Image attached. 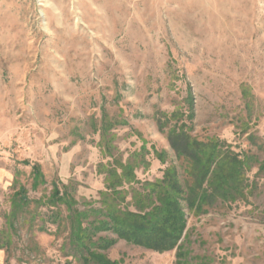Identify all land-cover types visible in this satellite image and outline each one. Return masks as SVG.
<instances>
[{"label":"rangeland","instance_id":"374dc122","mask_svg":"<svg viewBox=\"0 0 264 264\" xmlns=\"http://www.w3.org/2000/svg\"><path fill=\"white\" fill-rule=\"evenodd\" d=\"M180 132L252 157L246 201L183 204L169 252L107 231L105 205L139 212L167 169L183 185ZM90 253L264 264V0H0V264Z\"/></svg>","mask_w":264,"mask_h":264},{"label":"trees","instance_id":"16d2710c","mask_svg":"<svg viewBox=\"0 0 264 264\" xmlns=\"http://www.w3.org/2000/svg\"><path fill=\"white\" fill-rule=\"evenodd\" d=\"M170 140L178 157L187 163L183 185L175 178L174 170H165L161 180L149 184V193L139 195L149 205L138 203L139 212L105 205L106 214L103 216L111 225L103 222L101 227L105 230L109 225L107 231H112L118 238L158 253L173 250L182 238L186 226L184 205L196 214L206 213L217 202H245L249 195L247 173L251 168L249 162L252 157L228 149L222 151L219 142H199L185 132L178 133ZM157 159L162 160L161 157ZM32 172L36 179L39 172L34 166ZM53 193L59 195L60 191L55 189ZM26 201L29 202L28 199ZM26 201L19 199L15 204L26 205ZM145 208L150 210L144 212ZM111 243L113 241L107 242L108 245ZM89 256L97 264H118L96 253H90Z\"/></svg>","mask_w":264,"mask_h":264}]
</instances>
